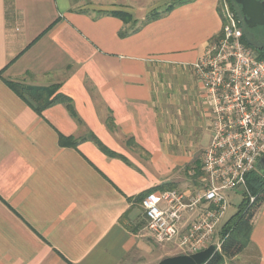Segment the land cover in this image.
<instances>
[{"label":"crops","instance_id":"obj_1","mask_svg":"<svg viewBox=\"0 0 264 264\" xmlns=\"http://www.w3.org/2000/svg\"><path fill=\"white\" fill-rule=\"evenodd\" d=\"M157 1L0 0V264H200L177 240L154 239L142 201L200 186L196 169L177 187L174 172L190 160L166 144L163 109L177 101L165 84L195 77L223 21L219 0H194L142 25ZM8 81L56 86L69 101L38 114ZM228 212L210 246L218 251ZM246 251L264 264V204Z\"/></svg>","mask_w":264,"mask_h":264},{"label":"built area","instance_id":"obj_2","mask_svg":"<svg viewBox=\"0 0 264 264\" xmlns=\"http://www.w3.org/2000/svg\"><path fill=\"white\" fill-rule=\"evenodd\" d=\"M221 17L220 35L192 65L204 91L212 135L203 154L200 186L192 195L156 191L142 201L154 239L177 240L186 255L213 245L230 206V193L238 188L248 192L247 176L264 156V59L244 44L243 29L229 7ZM255 200L251 197L250 205ZM186 214L195 216L181 231Z\"/></svg>","mask_w":264,"mask_h":264},{"label":"trees","instance_id":"obj_3","mask_svg":"<svg viewBox=\"0 0 264 264\" xmlns=\"http://www.w3.org/2000/svg\"><path fill=\"white\" fill-rule=\"evenodd\" d=\"M192 1L194 0H178L168 6L163 13L152 12L146 20L142 22V25L152 23L162 18L174 7ZM224 1L239 21L234 1ZM119 16L125 19L128 17L127 14H121ZM239 24L244 32V44L251 47L250 43L246 39L245 30L240 21ZM260 57L264 58L262 55H260ZM7 85L22 99L27 101L38 114H42L45 109L49 108L54 103L69 101L67 98L57 94L58 87L56 86L50 88H34L9 81L7 82ZM93 140L104 153L113 155L99 140L94 137ZM60 142L63 146L75 147L77 145L75 141L65 137H62ZM196 175L199 178L202 176L200 166L197 167ZM168 190H173V187L167 186L162 188V191ZM247 190L249 195L256 197V200L252 205H250L249 195L247 192L244 193L245 198L239 212L232 216L222 229V244L220 250L218 251L216 247H210L205 251L189 255L187 258L189 261L197 260L200 264H225L227 259H233L244 252L250 243V237L253 229V219L264 204V175L258 170H255L247 176Z\"/></svg>","mask_w":264,"mask_h":264},{"label":"rangeland","instance_id":"obj_4","mask_svg":"<svg viewBox=\"0 0 264 264\" xmlns=\"http://www.w3.org/2000/svg\"><path fill=\"white\" fill-rule=\"evenodd\" d=\"M147 1L152 2L156 0ZM162 1L163 0H158L156 2L158 5L155 7V13H163L168 6L178 0H170L167 4H161ZM227 7L228 5L224 0H219V11L222 16H224ZM258 57L264 59L261 58L259 54ZM171 80L172 81L168 80L165 85H169L170 83V85L173 86L171 95L176 97L174 100L177 102L171 106L166 105L165 109H163L167 130L171 133V139H169L166 144L169 143L176 154L184 153L190 160L186 167L178 166L174 172V176L177 175L180 179H183L182 184L177 185V187L180 188L191 181L189 174L197 169L198 164L203 158L205 148L208 145V134H210L208 126L210 116L206 119V122L202 120V118L205 117V104L202 101L204 91L202 87H198V85H201L196 76L192 77L190 75L187 82H183V80L178 77ZM180 85H185V89H182ZM178 86H180V88ZM256 170L264 175L258 168V165ZM231 193L235 195L231 201L232 204L228 212L229 217L239 212L245 198V190L243 188H238ZM251 197L253 196L249 195V200ZM218 239H220V235H218L217 240ZM255 261L256 256L254 253L252 251H246L237 259L227 260L226 264H255Z\"/></svg>","mask_w":264,"mask_h":264},{"label":"flooded vegetation","instance_id":"obj_5","mask_svg":"<svg viewBox=\"0 0 264 264\" xmlns=\"http://www.w3.org/2000/svg\"><path fill=\"white\" fill-rule=\"evenodd\" d=\"M234 4L238 13L239 21L244 27L246 39L250 43L251 47L257 52V54L264 56V26L257 25L254 27H249V25H247L245 22L241 6L236 4L235 0ZM258 168L264 173V160L262 158L259 161Z\"/></svg>","mask_w":264,"mask_h":264},{"label":"water","instance_id":"obj_6","mask_svg":"<svg viewBox=\"0 0 264 264\" xmlns=\"http://www.w3.org/2000/svg\"><path fill=\"white\" fill-rule=\"evenodd\" d=\"M241 6L244 19L249 27L264 26V0H235ZM264 160V156L262 157Z\"/></svg>","mask_w":264,"mask_h":264}]
</instances>
